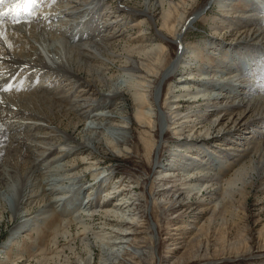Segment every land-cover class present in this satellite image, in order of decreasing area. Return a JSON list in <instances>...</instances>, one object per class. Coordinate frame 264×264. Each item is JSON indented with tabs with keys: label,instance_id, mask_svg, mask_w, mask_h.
I'll return each mask as SVG.
<instances>
[{
	"label": "bare ground",
	"instance_id": "1",
	"mask_svg": "<svg viewBox=\"0 0 264 264\" xmlns=\"http://www.w3.org/2000/svg\"><path fill=\"white\" fill-rule=\"evenodd\" d=\"M116 1H119L121 4L124 0ZM165 1L143 0L142 3L146 6L145 10L127 7L128 10L132 11L131 15L134 12L135 14H139L138 16L133 15L134 19H142L139 25L151 22L153 25H156L155 17L158 15H161L160 19L162 20V26L160 29H156L154 39L148 38L147 34L145 36L144 34H139L135 38L129 39L126 37V43H124L122 48L120 47V50L124 51V56L127 57L123 70L128 71L129 74L123 76L126 83L123 88L133 99V107L135 108L133 117H129L128 114L125 115L129 110H126L124 93L119 91L122 89V86L113 89L114 83L107 80V73L112 72L111 66L115 64L117 58L123 56L122 54L117 55V53H121L119 49H116L118 48L116 47V42L120 40L119 33L111 31L110 28L105 26H103V29H99L98 26L97 21L100 19L99 16L107 9V6L103 7V4L107 0H54L52 2L57 4L54 5L53 3L54 6L51 5L50 0H43L42 3L33 9L39 16L27 17L30 24L14 25L10 22V17L5 18L8 22L3 29H0V31L4 32V35L0 37V70L4 72H1L2 74L8 73L11 76L8 80H0V91H3L0 93V185L10 181L8 184L9 192H15V189L18 188L16 182L20 181V183H23V188L19 191L20 205H27L22 208V211L30 212L31 205L36 198H39V205L46 203L49 208L51 207L45 211L47 215L39 219L42 220L41 223L39 220H36L33 226L34 229L41 226L43 233V227H46L45 229L59 227L56 231H59L60 228L63 231L56 234L57 239L60 234L64 233L60 237H65V241L68 242L64 248L56 253V257L52 254L60 246L59 239L55 242L56 245H59L56 246L55 250H53L54 247L46 243V248L40 252V256L30 252H20L16 259L9 261L10 263L92 264L96 253L94 251L96 246L99 247L96 253L99 255L97 264H141L143 262L141 258L144 255L142 245L143 243L150 242V237L144 230L145 226L140 225L141 222L131 212L129 214L130 220L124 218L123 215H121L123 217L119 215V213L133 212L135 211L134 209L137 210L139 208L138 205L136 208L134 207L136 203L133 200V196H131V189H129L130 194L128 193L125 198L116 200L109 207H105L99 203L96 205L93 200L89 201L87 208L89 215L87 216H89L90 221L87 224H90L91 227L84 225L83 230L78 232L76 237L70 235V230L74 225L80 226L77 225L79 223L77 220L83 216H71V220L65 223L61 218L73 215L69 206H65L62 212L57 214L53 203H49L53 199L57 201L58 198L63 197L70 191L65 188L61 191L62 189L59 190V188L55 187L46 189L47 183H45V180L47 173L44 172L47 171H43V167L39 165L38 160L41 159L42 162L44 161V163L49 164L48 172H54L51 175L65 176L67 179H77L79 174L74 177L71 175V172L77 174L79 172L78 168L83 164L86 165L84 169L91 172V175L96 179L98 177V170L104 167H102L99 156L92 150L90 144L93 143L97 147L101 146L102 142L99 135H96V139L94 140V138H91V134L95 131V133L102 132L103 136H106L103 133V122L107 123V127L110 124L111 127L127 133V129L133 130L134 119L139 124L144 123L145 127L154 128L155 126V130L157 132L160 131V135L163 138L169 132V123H171V129L176 130V134L177 130L186 126L188 128L192 127V132H200L202 130L207 132L214 131L220 136L221 140L225 137L229 139V136L233 138L235 137L234 134H238L245 129H250L253 124L264 123V51L261 49L257 51L256 48H246L245 52L240 53L242 55L235 53L236 55L233 56V59L238 58L239 60L235 63L237 65H234V67L239 72L233 71L231 77L224 78L223 76L222 80L226 82H217L214 81V78L219 73L223 75L225 69L231 68L232 65L229 64L231 62L226 64L218 73L205 71L203 74L207 76L202 77V75H199L200 77L198 78L194 77L195 81L193 82H185L187 78H192L186 76L181 86H176L178 88L175 91H171L172 97H169L170 90L168 89L166 100L163 105L161 104L166 82L171 80L170 78L174 69L179 68L180 64L183 63V60L179 58L176 60L177 63L175 62L176 65H174L173 60L177 52L172 58L168 48H173L174 44L179 43V40L183 41L186 33L184 32L186 28L185 24H187L186 22L189 23V20H187L189 16L188 12L193 10L192 8H196L195 6L200 0H188L193 1L194 5L189 9L183 10V14L188 16H185V18L180 17L179 24L175 22V13L179 11V8L172 6L166 8ZM247 1L252 8L251 15L253 14V18L248 21L251 22L250 26L252 27L249 28L248 25H241L244 30L238 29V32L252 30L259 32L264 27V14L259 17L256 12L260 11L264 13V0ZM236 4L238 3L225 0L222 9L229 12L230 10L226 8L232 6L233 10ZM7 6H11V0H9V4L3 6V9H7ZM65 6L70 7L68 8L69 11H64ZM121 6L124 5L121 4ZM103 8L104 11H102ZM158 10L160 12L155 15ZM16 11L22 12V9H16ZM60 14H64V17L60 16ZM108 15L109 13L105 15L106 17L102 16L101 19H108ZM54 17L58 18L57 21H64L65 19L67 21L65 20L66 22H63L61 26L56 25V22L50 21ZM24 18L22 15L21 19ZM119 21L120 19H114L112 22L118 23ZM193 23L190 22V24ZM181 35L182 37L180 38ZM154 41L157 42L155 45H153ZM149 42L151 43L149 44ZM232 45L230 47H223L229 48L226 51L230 52L238 48L235 44L234 46ZM220 49L222 47L211 52L214 55H219ZM136 55L139 57L146 56L147 58V61L140 58L142 66L137 68L133 65V63L138 65V61L135 60L137 59ZM253 56H260L263 62H255ZM222 59H226V57L222 56ZM13 65L22 67L14 70ZM30 68L34 71L31 70L32 72H29L28 69ZM144 72L147 75H144ZM244 72H247V75L251 76H246L243 80L256 83L257 81L253 80L255 77L256 79H260L258 81L260 82V86L258 88H250L244 84L243 88L239 90L233 79ZM133 73L138 77L135 78ZM166 74H169V76L165 77ZM192 74L190 73V75ZM14 75L16 77L19 75L18 82L11 80V78H14ZM148 77H151V79L146 80ZM114 81L118 82L119 80L115 79ZM192 83L198 84L200 88L203 87L208 94H202L204 92L202 89H198L196 93L194 90L191 91ZM8 84H11L12 88L10 92L7 91L6 93L4 89ZM161 85L162 89L159 91ZM227 86L231 88L225 90ZM79 87V94H75L76 89ZM213 87L227 92L218 93V90L215 92L212 90ZM89 90L95 91V96L98 97L90 96V93L87 94ZM102 91L111 92L112 97L101 96ZM155 93L156 96L154 97ZM230 97H232L231 100H229ZM246 99H248L247 103H245ZM113 100L119 101L121 103L120 106L113 103ZM168 100H171L175 104L167 105ZM201 101H207L211 103V106L216 107V109L211 110L212 114L193 115L194 112L191 115L189 113L184 114L185 111L192 110L194 105ZM92 108H96L97 111L101 110V112L96 113L95 111L93 113V111L91 112ZM109 108H113L117 113L119 111V113L117 115H109L102 112ZM183 108H186V110H183ZM158 109L160 110L158 111ZM82 110H86V114H81ZM213 114H215L214 118H210ZM251 117L255 118L253 123H249ZM64 119H68L70 123L67 126L64 125L66 130L70 126H73L74 129H79L82 122L85 124L86 122L94 123L100 120L102 123L97 127H88V130H92L89 132L90 138H88L89 142L88 144L86 143L87 145L84 140H81L83 142H78L68 138L67 142L71 141L74 143V151H77L72 155L79 154L80 162L77 160L66 161L61 166L59 163H61L60 161L62 160L60 159L63 156H72L70 151H59L56 154V150L54 151L56 145L59 148L68 146L64 144V139L60 136L64 133L60 128V125L62 126L64 123ZM67 131L66 133L68 134ZM49 135L60 136V144L57 142L53 143V140H49L48 142L47 136ZM207 135L209 134L207 133ZM108 136L107 139H110ZM255 136L256 134L253 135V137ZM257 140L258 142L252 140L246 142V147L242 151V154L237 153V150H239L237 147L241 144L239 140H231L235 142L230 145V150H233V153H225L221 150L219 152L213 147L209 148L206 144H196L197 142H193L191 145H188V150H198L199 156L189 159L186 158L188 155L185 154H183L184 157L181 156V153L173 154V158L177 156L185 158L184 160L187 162V165H182V172H179L178 169L161 170L163 175L168 177H163V179L173 180V184L171 185L172 190L170 189V191L166 192L163 191L164 189L161 190L160 194L163 195L164 203L171 205L174 198L177 197L175 211L171 213V218H176V222L173 223L170 218L171 220L166 223L169 226L168 228L174 227L177 231L168 234L167 240L170 247L171 244L179 245L187 240L189 244L197 242L198 245L193 252V257L199 258L212 254V251L218 248L222 250L233 248L247 238L250 231L253 230V224L248 222L251 213H247L246 207L244 210L235 203H246L244 201L248 200L250 189L255 185L252 176L255 175L264 163V160L262 161L264 159V136L259 134ZM134 141L126 139V142H123L127 146V150H129V144H133ZM141 143L144 144L147 155H150L157 145L155 140L145 137L142 138ZM111 144L115 148L116 146H121L118 143L114 144L111 142ZM161 149L162 145L158 154ZM160 154L158 155L159 159L162 157V152ZM257 156L261 159L259 162L260 166L256 164L255 158ZM163 163V165L159 166L160 168L167 167V165L172 167L168 162ZM203 165L207 166V168L203 167ZM195 166H197L196 169L194 168ZM104 171L107 170L104 169ZM262 174L264 176V172ZM260 181L262 182L260 187L264 188V177H261ZM178 182L182 183L177 185ZM98 184L99 186L96 189L89 186V198L96 190L97 192L101 190L103 183L99 181ZM163 185L161 184L160 186L162 187ZM28 189H30L29 192L27 191ZM114 189H118L115 192L127 191V189H121L119 186H115ZM205 194L207 196H204ZM255 194L258 195L259 192ZM47 195L48 198H46ZM132 200L133 202L131 203ZM2 201L5 202L4 199ZM187 209L194 211L199 209L192 216L194 221L177 223L187 213ZM261 209H264V206ZM96 210L107 216L110 213L117 215L118 218L105 219L104 227H110L111 231L102 237L95 236L96 242L92 243L90 234H95L92 226L97 220L94 217ZM143 216L141 215L140 217ZM57 223L58 225L55 226ZM63 223L66 224V228ZM23 225L25 226L26 224L18 226L21 228ZM34 229L31 228L29 230L34 231ZM234 230L235 232L237 231V235L235 234V236L233 235ZM263 230L264 224L260 232H264ZM181 235L189 239H183L184 241L180 242ZM77 238L82 244V248L79 251L74 246ZM67 250L71 251V257L65 255L67 254ZM240 254L237 253L235 255L237 257L246 256L245 254L238 256ZM35 260L37 263L33 262ZM179 262L180 264H185L184 257Z\"/></svg>",
	"mask_w": 264,
	"mask_h": 264
},
{
	"label": "rangeland",
	"instance_id": "2",
	"mask_svg": "<svg viewBox=\"0 0 264 264\" xmlns=\"http://www.w3.org/2000/svg\"><path fill=\"white\" fill-rule=\"evenodd\" d=\"M54 0H50L51 5H53ZM92 1V0H90ZM234 1L235 3H238L234 5L235 9L232 10V6L229 9L230 11H224L222 7L224 6L225 0H200L196 4V8H192L193 10H190L188 12V15L183 14V10L191 8L192 5H194L193 1L188 0H166L165 5L166 8L169 6L177 7L179 8V11L175 13V22L179 24L180 17L185 18V16H188L186 19L190 20L192 17H196L191 23L193 24H185L186 28L184 29L185 36L182 40H179L178 44H174L173 48H168L169 53H171L172 58L175 56V53L177 52L176 57L173 60V64L181 58L183 60V63L180 64L179 68L174 69V72L172 73V77L170 78V81L166 82L164 94L162 96L161 104L163 105L166 98V93L168 89L170 90L169 97H172L171 91H175L176 86H181V83H183L185 80L184 78H187V81L185 82H193L195 81L194 77L198 78L199 75L207 76L205 71H212V73H218L221 69L224 68L226 64H231V68L225 69L222 73L215 75L214 81L217 82H226L223 81L226 77H231L233 74V71H236L238 73L239 71L237 68L234 67V65H237L235 63L238 62V58L235 60L233 59V56L236 55L235 53H238L239 55H242L240 53L245 52L246 48H256L261 49L264 51V27L259 32L252 31H241L238 32V29H242L241 25H248V27H252L251 22H248L249 20H252L253 14L251 15L252 8L251 5H249L247 0H229V2ZM108 2V3H107ZM104 6H107V11H104V8L99 18L101 19L102 16L106 17L105 15L109 13L108 19H99L98 26L99 29H103V26L108 27L111 29V31L117 32L120 35V40L116 42L118 48L120 50V47L126 43V37L129 38H135L139 34H144V36L147 34L149 36L148 38H153L154 35H156V29H160L162 26V20L160 19L161 15H158L155 17V20L157 22L156 25H153V23H143L139 25V22L142 20L141 18L134 19L133 15L130 13L131 10H128L127 7L131 8H139L145 10L146 6L143 5V0H124L121 2V6L119 1L116 0H107ZM157 2V0H155ZM186 2V3H184ZM234 4V3H233ZM231 4V5H233ZM54 5H57L54 3ZM53 5V6H54ZM97 5V4H96ZM101 5V4H100ZM157 6H159L158 3H156ZM9 6H7L8 8ZM66 8L64 11H69V6H65ZM84 7V6H83ZM145 8V9H144ZM225 9V10H226ZM33 10V9H32ZM34 11V10H33ZM199 11V12H197ZM35 12V11H34ZM125 12V13H124ZM160 12L158 10L155 15H157ZM197 12V13H195ZM258 12V13H257ZM257 16L261 17L263 12L257 11ZM49 13V12H48ZM64 17V14H60V16ZM138 16L139 14H135ZM39 16L36 12V15L34 17ZM179 16V17H178ZM125 17V18H123ZM39 19V18H38ZM58 18H53L50 20L51 22L54 21L57 24L60 25L63 21H57ZM114 19H120L118 23L112 22ZM122 19V20H121ZM48 21V20H46ZM101 22V23H99ZM96 26V23H95ZM184 26V27H185ZM189 28V29H188ZM188 29V30H187ZM141 30V31H140ZM187 30V31H186ZM244 30V29H242ZM182 32V31H181ZM181 34V33H180ZM182 35L180 36V38ZM151 42H149L150 44ZM157 42L154 41L153 45H155ZM233 44V45H232ZM237 46L235 50L226 51L232 46ZM152 46V44H151ZM222 47L220 49L219 55H214L211 51H216L217 48ZM226 46V47H223ZM244 47V49H243ZM232 49V48H230ZM122 54V57L117 58V61L115 64L111 66L112 72L107 73V80L111 81L114 86L113 89L118 88L126 85L124 82L123 76L129 74L128 71H124L123 68L125 66V61L127 60V57L124 56V51L120 50ZM194 51V52H192ZM225 51V52H224ZM226 53V55H225ZM137 56V55H136ZM222 56H225L226 59H222ZM237 57V56H235ZM140 58H143L144 61H147L146 56L139 57L137 56L138 65L136 63H133V65L137 67L142 66V60ZM171 58V59H172ZM253 58L256 61H259V63H262L263 60L260 58V56H253ZM170 59V60H171ZM169 61V60H168ZM172 61V60H171ZM169 61V62H171ZM177 63V62H176ZM176 63L174 65H176ZM222 66V67H221ZM14 70L20 69L21 67L13 65L12 66ZM238 67V66H237ZM207 69V70H206ZM28 69L29 72H32L34 70ZM4 73L2 70H0V80H8L10 79L11 74H2ZM21 72V71H20ZM25 72H27L25 70ZM125 72V73H122ZM190 73H193L190 75ZM20 74V73H19ZM134 74V73H133ZM144 75H147L146 72L143 73ZM247 72H244L243 74L236 76L233 80L236 83V86L239 87V90L243 88V85L245 84L246 87H254L258 88L260 86V82H258L260 79H256L254 77L253 80H256V83H252L249 80H243V78H246ZM84 76V74H83ZM169 74H166L165 77H168ZM253 76V75H252ZM14 78H11L14 82H18L19 75ZM119 77V78H118ZM134 77H138L136 74H134ZM123 78V79H122ZM144 78V77H143ZM115 79H118L119 81H114ZM151 77H148L146 80H150ZM189 79V80H188ZM158 80V78H156ZM212 80V79H211ZM114 81V82H113ZM154 81V78H153ZM211 82V81H209ZM123 84V85H122ZM81 85V84H79ZM198 84L192 83L191 85V91L194 90L196 93L198 89L204 90L202 94H208V92L200 87H198ZM241 86V87H240ZM159 87V86H158ZM194 87V88H193ZM198 87V88H197ZM237 87V88H238ZM225 90H229L231 87H225ZM79 88L76 89L75 94H79ZM119 90L122 93H124V98L126 100V110H129L128 113H125V115H129V117H133L135 114V108L133 107V99L131 95L124 90ZM162 85L159 88V91H161ZM213 91H217L218 93H222L225 90L222 91V89H217L216 87L212 88ZM181 91V90H179ZM3 92L2 90L0 93ZM7 93V91H5ZM10 92V90L8 91ZM227 92V91H225ZM90 93V94H89ZM87 94L90 96H95V91H87ZM230 94V93H228ZM234 94V93H232ZM102 95H105L106 97H112L111 92L109 91H102ZM156 96V93L154 97ZM98 97V96H95ZM172 99V98H171ZM203 99V98H202ZM232 97H230L229 100H231ZM97 100V99H96ZM248 102V99H246V102ZM97 103V102H95ZM113 103H116L120 106V102L113 100ZM175 103H172L171 100L167 101V105H172ZM98 105V104H97ZM128 108V109H127ZM91 112L93 113L96 111V113H100L101 110H96V108H92ZM212 109H216L213 106H211V103L207 101H201L200 103H197L194 105L192 110L185 111L184 114L189 113L190 115L194 112L193 115H202L207 114L211 112ZM160 109H158L159 111ZM174 110V108H173ZM183 110H186V108H183ZM86 110H82L81 114H86ZM111 111L115 112L112 113ZM104 112V114H115L117 115V111L113 108H109ZM89 113V112H88ZM250 115V114H249ZM98 116V114H97ZM114 116V115H113ZM215 114L211 115L210 118H214ZM196 119L195 117H193ZM253 117L249 119V123L254 122ZM91 121V120H89ZM100 123H102L100 120L95 121L94 123L86 122L83 124V122L80 125V128L74 129L73 126H70L67 128V130L64 128V125H68L69 120L64 119V123L60 128L64 131V133L60 136L64 139V144L68 146H64L63 148H59L58 145H56L54 151H64V152H71V155L76 153L75 145L71 141H68V138L83 142L81 140L85 141V144L89 142L90 134L89 132L92 130H88V127H97ZM104 123L103 127V133L106 136H103L101 133H93L91 134V138L96 139V135H99L100 141L102 142L101 146L95 147L93 143L90 145L92 146V150L97 153L99 156V161L102 163L101 170H98L97 172V178L95 179L94 176L91 175V172L84 169L86 165H81V167L78 168L79 172L73 173L71 172V175L76 177L78 175V178H69L67 179L65 176H58V175H51V173L54 172H48L49 164L42 162L41 159L38 160L39 165L43 167V171H47L44 173L46 174V180L45 183L46 189H50V187L59 188V190L63 191L64 188L66 190H69L70 192L66 193L63 197L58 198L57 201L55 199L51 200L49 203L54 205V208L57 211V214L62 212V210L65 208V206H69L71 211L73 212V215L70 216H64L63 219L65 223H67L69 220H71V216H83L82 218H79L77 221V225L80 226H73L70 230V235L75 236L78 232L83 230V226L91 227L90 224H87V222L90 221V218H88V205L89 201H95V204L99 203L100 205H103L105 207L112 206V203L116 200H120L122 198H125V196L129 193V189L132 190L131 196H133V200H135L136 205L135 208L138 205V209H134L135 211H127L126 213H119V215H123L124 218L127 220H130V212L132 215H136L137 219L141 222L140 225L145 226L144 230L147 233V235L150 237V242L143 243V256L142 263L141 264H180L179 260L184 257L185 264H264V232H260L262 230V225L264 224V209H261L262 206H264V188H261L260 185L262 182L260 181L261 177H264L262 172H264V163L262 166H260V158L257 156L255 160L257 161L256 164L260 166L259 170L255 173L254 176H252V179L254 181L253 188L250 189V195L248 197L245 204H242L241 202H236L237 206L242 207V209L245 210L247 213H251V217L248 222H251L253 224V230L250 231V234L247 236V240L245 239L241 244L233 247L228 248L225 250H222L221 248H218L216 250L212 251V254L201 256L199 258L193 257V252L196 250V246L198 245L196 243L189 244L188 240L189 238H184V235H181L180 242H183L184 240H187L184 243H180L179 245H173L170 244L167 240L168 234L177 232L176 228L170 227L166 224L168 221H170L172 218L171 213L175 211V201L177 197L174 198L172 204L167 205L163 201V195H161V190L163 191H170L171 185L173 184V180L171 179H163V177H166L163 175L161 170H169V169H178L179 172H182L184 164L187 165V162L184 160L185 158L181 157H175L173 158L174 153L182 154L181 156L184 157L183 154L188 155L186 158H191L194 156H199V151L195 150H188V145H191L193 142H197L196 144H206L209 148L213 147L214 149H217L219 152H225V153H233V150H230V145L233 140H239L241 143L237 148L238 154H242L245 149L246 142H249L250 140L256 141L257 136L259 134H262L264 136V123L257 124V125H251L250 129H245L243 131H240L238 134H234L235 137L229 136V139L226 137L221 140L220 136L214 131L207 132V131H200V132H192V127H186L183 126L180 129L177 130V134L175 133L176 130H172L169 123V132L165 135V138L160 135V131L155 130L154 128H148L145 127L146 125L139 124L133 119V130L127 129V133L125 131H120L118 129H115V127H111L109 124L108 127L106 126L107 123ZM57 125V123H56ZM253 128V129H252ZM255 129V131H254ZM257 130V131H256ZM68 132V134L66 133ZM207 133L209 135H207ZM256 134L255 137L253 135ZM107 135L110 139H107ZM125 135V136H124ZM156 135V137H155ZM252 135V137H250ZM60 136H47V140H53V143H59ZM125 137V138H123ZM149 138L150 140H155L157 142L156 150L155 148L151 152L150 155H147L146 148L144 147V144H142V138ZM243 137V138H242ZM126 139L135 140L129 145V150H127V146H125L123 142H126ZM232 141H231V140ZM243 140V141H242ZM63 141V140H62ZM119 144L120 147L116 146L113 147V144ZM86 144V145H87ZM162 145V149L160 153L162 152V157L159 159L158 151ZM58 146V147H57ZM118 147V148H117ZM62 149V150H61ZM155 150V152H154ZM221 150V151H220ZM62 152V153H64ZM210 152V151H209ZM61 153V152H60ZM58 153V154H60ZM212 153V152H210ZM57 154V155H58ZM161 155V154H160ZM176 161H174V160ZM60 160L61 166L66 163V161H78L80 162V156L79 154L72 155L70 157L63 156ZM184 160V161H183ZM264 159H262L263 161ZM162 161V162H161ZM200 162V160H198ZM163 162H168L171 164L167 165V167H159L160 165H163ZM77 163V162H76ZM47 167V168H46ZM201 167V166H200ZM203 167L207 168V166L203 165ZM195 169L197 166L194 167ZM107 170V171H104ZM104 171V172H103ZM160 171V172H159ZM177 171V172H178ZM260 173V174H258ZM85 176V177H84ZM26 177V176H25ZM71 177V176H70ZM49 178V180H48ZM168 178V177H166ZM178 178V177H177ZM51 179V180H50ZM101 181L103 183L102 188L99 192L97 190L93 193V195L89 198L88 192L91 188H97L99 186L98 182ZM10 182V181H9ZM9 182H4V184L0 185V264H13L9 261L11 259H16L18 254L20 252L26 253H34L39 255L41 251H43L46 248V243L49 244L51 247H54L53 250H55L56 241L59 239L60 246L57 247L55 250V253L52 255L57 256V252L60 251V249L64 248L66 244H68L67 241H65V237L63 236L64 233L60 234L58 236V239L56 237V234L61 233V228L59 231H56L59 229V227L52 229H45L46 227H43V233L41 231V226L39 228L34 229V225L36 220L42 219V216H45L46 210H49L50 208L46 205V203H41V205L38 204L39 198H36L34 203L31 205V211L30 212H24L22 211V208L25 207V205H20V196L19 191L23 188V183H20V181L16 182V186L18 187L15 189V192H9ZM182 182H178L177 185H180ZM161 184H164L162 187ZM175 184V183H174ZM90 186V187H89ZM121 187L127 189V191L123 192H115L118 191V189H114V187ZM30 189L27 191L29 192ZM172 190V189H171ZM27 192V193H28ZM256 192H259V194H255ZM206 193V192H205ZM107 194V195H106ZM165 195V194H164ZM168 196V195H167ZM204 196H207L205 194ZM48 198V195L46 196ZM183 198V197H182ZM2 199L5 200L2 201ZM192 199V198H191ZM129 200V199H127ZM131 201V203L133 202ZM55 201V202H54ZM48 204V203H47ZM87 206V207H86ZM194 209V208H193ZM199 209H196L195 211L192 209H187V213L183 215L182 219L179 220L177 223H183L185 221H194L192 216H194L195 212H197ZM243 212V211H242ZM32 213V214H29ZM44 213V214H43ZM28 214V215H27ZM49 214V213H48ZM27 215V216H26ZM109 216L99 212L95 211V218L97 219L93 223V229L95 234H90V240L92 243L95 241V236H105L106 233L111 231L110 227H104L105 219H117V215L108 214ZM113 215V216H111ZM141 215H144L143 217H140ZM121 216V217H123ZM171 218V219H170ZM176 218L172 219V222L175 223ZM247 220V219H246ZM42 220H39L41 223ZM263 221V222H262ZM262 222V223H261ZM197 223H199L197 221ZM261 223V225H260ZM26 224L25 226L20 228L18 225ZM33 224V225H32ZM58 225L55 224V226ZM64 227L66 228V224H64ZM136 227V225H134ZM34 229V231H30L29 229ZM264 231V230H263ZM233 235L235 236L236 232L233 231ZM237 235V234H236ZM238 237V236H237ZM42 238V239H41ZM41 239V240H40ZM184 239V240H183ZM188 242V244H187ZM74 246L76 247L77 251L81 250L82 244L81 241L77 238L76 242L74 243ZM99 247H95L94 251L96 253L98 252L97 249ZM93 257L92 264H97L99 260V255L96 254ZM241 253L238 256H242L245 254L246 256L243 257H237L235 254ZM251 253V254H248ZM248 254V255H247ZM67 256H72L71 251L67 250ZM40 256V255H39ZM38 256V259H39ZM55 256V257H56ZM229 257V258H228ZM190 258V259H189ZM189 259V260H188ZM37 263V261H33ZM134 264V263H133ZM182 264V263H181ZM184 264V263H183Z\"/></svg>",
	"mask_w": 264,
	"mask_h": 264
},
{
	"label": "snow or ice",
	"instance_id": "3",
	"mask_svg": "<svg viewBox=\"0 0 264 264\" xmlns=\"http://www.w3.org/2000/svg\"><path fill=\"white\" fill-rule=\"evenodd\" d=\"M43 0H11V6L7 9H3V6L9 4V0H0V29H3L8 22L5 18L10 17V22L14 25L30 24L27 19L29 16H35L36 13L32 10L37 7ZM16 9H22V12H17ZM24 19H21V16ZM4 35L3 31H0V37ZM12 85L8 84L4 89L5 91L11 90Z\"/></svg>",
	"mask_w": 264,
	"mask_h": 264
},
{
	"label": "water",
	"instance_id": "4",
	"mask_svg": "<svg viewBox=\"0 0 264 264\" xmlns=\"http://www.w3.org/2000/svg\"><path fill=\"white\" fill-rule=\"evenodd\" d=\"M195 18H196V17H192V19L190 20V22H192ZM190 22H189V23H190ZM189 23H188V24H189Z\"/></svg>",
	"mask_w": 264,
	"mask_h": 264
}]
</instances>
